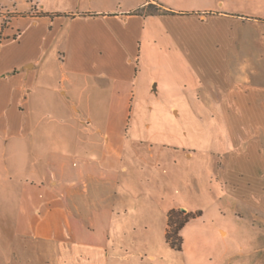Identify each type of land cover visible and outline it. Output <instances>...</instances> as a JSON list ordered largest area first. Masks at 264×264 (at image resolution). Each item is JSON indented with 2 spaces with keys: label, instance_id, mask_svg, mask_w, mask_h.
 I'll list each match as a JSON object with an SVG mask.
<instances>
[{
  "label": "crops",
  "instance_id": "obj_1",
  "mask_svg": "<svg viewBox=\"0 0 264 264\" xmlns=\"http://www.w3.org/2000/svg\"><path fill=\"white\" fill-rule=\"evenodd\" d=\"M37 1L32 11L0 4V264H146L142 250L151 264H162L157 252L169 247L168 213L192 209L161 207L155 188L153 195L135 196L129 183L112 179L111 156L119 158L130 138V111L117 123L113 108H130L139 85L147 95L156 91L155 77L139 81L145 44L147 67L156 49L159 60L165 50L185 53L189 63L198 50L212 58L219 48L224 56L236 49L244 59L264 58V0H188L187 7L182 0H101L96 10L62 11L55 7L62 0ZM5 13L12 16L4 25ZM207 93V106H225L227 97L254 109V115L245 110V121L264 123L263 86ZM249 149L239 161L243 179L234 183L223 174L221 181L225 189L237 187L236 215L262 240L238 243L232 254L223 243L209 264L225 257L264 264V183L256 173L258 151ZM160 150L176 159L174 144L161 141ZM87 153L95 157L86 159ZM107 186H113V210L102 205L112 197ZM140 201L144 212L130 206ZM217 231L222 240L229 235L222 226Z\"/></svg>",
  "mask_w": 264,
  "mask_h": 264
},
{
  "label": "rangeland",
  "instance_id": "obj_2",
  "mask_svg": "<svg viewBox=\"0 0 264 264\" xmlns=\"http://www.w3.org/2000/svg\"><path fill=\"white\" fill-rule=\"evenodd\" d=\"M182 2L181 6H188V0ZM210 2L214 4L216 0ZM0 4L17 11H32L37 4L41 5L37 0L32 3L27 0H0ZM103 4L101 0H62L55 4V7L60 11L74 10L76 7L80 10H96ZM49 6L52 7L48 3L47 7ZM156 11L154 8L150 9V13ZM5 14L4 25L12 16ZM219 49L215 50L212 58H206L198 50L197 53L201 55L193 57L192 63H189L183 52L174 57L165 50H162V58L159 60L156 49L150 52L152 59L147 67L145 44L139 62V81L155 77L158 83L156 91L147 95L139 85L135 92V103L130 108H113V111L119 113L117 123L124 113L130 111V138L119 148V158L111 156L110 161L114 167L112 179L129 183L135 196L153 195L155 188L157 195L161 194L163 197L159 203L161 207L184 205L191 208L192 213H200V216L191 219L180 233V253L168 246L158 248L157 257L162 264H209L208 259L212 255L216 257L218 248L222 249L224 244L229 246V252L232 254L238 243L246 240L253 244L262 240V237L259 239L251 232L250 225L244 222V218L238 217V213L236 215L239 190L233 185L235 181L243 179L239 161L244 150L249 151V148L258 151L256 153L259 154L260 160L256 173L260 183H264V123L245 121L250 119V115H254V109L237 106L227 97L225 106H207L212 99L207 90L216 88L237 92L238 88L246 85L264 87V58L255 61L244 59L239 52H235L236 49L230 50L224 56L221 48ZM245 61L250 63V66L245 65ZM54 67L55 64L51 65V69ZM194 68L198 71L199 81L192 74V71L195 72ZM245 110H249L251 114L245 113ZM117 123L113 126L115 130L119 129ZM85 130L88 132V129ZM257 131L261 133L258 139L255 138ZM153 133L169 136L153 140L147 138ZM138 136L143 138L139 141ZM161 141H167L177 147L178 153L174 161H171L168 151L160 150ZM150 145L152 150L149 149ZM186 153L196 155L188 159ZM94 157V154H86V159ZM223 174L230 182H234L233 185H227V189L221 181ZM111 188L113 186L103 188L104 193L112 197H108L109 200L102 205L113 210ZM154 204H157V201L150 203L151 206ZM91 205L93 208L97 206L95 203ZM130 206L136 212L147 210L142 201ZM185 213L188 212L178 209V214L174 217L179 219V216L184 217ZM218 226L229 231L225 240H222L218 233ZM134 253V261H137L140 258L138 251ZM140 253L143 261L151 264L147 258L150 252L142 250ZM255 259L249 258L246 264H254ZM237 260L228 262L225 257L220 264H236Z\"/></svg>",
  "mask_w": 264,
  "mask_h": 264
},
{
  "label": "trees",
  "instance_id": "obj_3",
  "mask_svg": "<svg viewBox=\"0 0 264 264\" xmlns=\"http://www.w3.org/2000/svg\"><path fill=\"white\" fill-rule=\"evenodd\" d=\"M175 214H178V210H171L168 213V222H167L168 228L165 235V240L171 249L180 251L182 245V238L180 236L181 229L191 219L200 216V213L199 212L185 213L184 217L179 216V219L174 217Z\"/></svg>",
  "mask_w": 264,
  "mask_h": 264
}]
</instances>
